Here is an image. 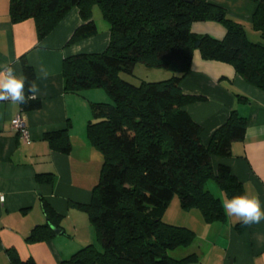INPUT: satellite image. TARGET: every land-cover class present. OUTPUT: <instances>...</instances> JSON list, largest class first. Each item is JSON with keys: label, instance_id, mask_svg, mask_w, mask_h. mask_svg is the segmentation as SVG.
<instances>
[{"label": "trees", "instance_id": "1", "mask_svg": "<svg viewBox=\"0 0 264 264\" xmlns=\"http://www.w3.org/2000/svg\"><path fill=\"white\" fill-rule=\"evenodd\" d=\"M95 6L108 25V44L99 53L66 57L62 73L65 91L98 88L111 99L91 103L86 134L103 162L89 204L78 205L87 213L101 247L86 245L58 264L193 263L194 253L173 258L169 252L190 246L195 233L164 222L163 215L176 197L182 210H198L207 223L225 220L221 198L205 185L213 181L229 199L244 193L229 167L214 165L213 160L229 156L232 144L243 141L246 118L232 109L203 143L202 127L184 110L200 98L183 94L180 81L197 51L204 60L232 65L245 81L264 91V44L251 42L241 24L208 0H10L9 13L13 22L33 18L40 40L77 7L84 23L74 29L69 39L74 43L97 33L92 19ZM201 21L221 23L224 37L193 33L191 25ZM251 26L264 38V0H256ZM21 64L23 76L34 81L24 58ZM137 64L171 76L139 85L124 80L121 74L133 75ZM40 105L36 99L20 108L26 112ZM44 139L52 149L70 150L64 131L47 132ZM44 176L38 177L46 180ZM42 203L47 222L36 226L27 242L49 239L60 226V216ZM6 253L11 264H36L21 260L12 249Z\"/></svg>", "mask_w": 264, "mask_h": 264}, {"label": "crops", "instance_id": "2", "mask_svg": "<svg viewBox=\"0 0 264 264\" xmlns=\"http://www.w3.org/2000/svg\"><path fill=\"white\" fill-rule=\"evenodd\" d=\"M208 1L224 8L229 18L241 24L251 42L264 44V38L251 26L256 0ZM9 5L10 0H0V65L10 63L17 77H24V58L35 74L41 105L22 112L18 104L0 102V264H11L7 249L14 250L21 260L58 264L82 247L98 243L87 213L78 205L89 204L103 162L86 134L92 119L91 103L107 102L108 98L98 88L65 91L62 63L76 54L102 52L108 44L109 30L93 13L97 33L69 43L74 29L84 23L78 8L73 7L53 31L39 40L34 19L11 21ZM190 29L215 39L225 35L224 26L216 21L195 22ZM137 65L142 69V64ZM41 66L49 73L47 79H38ZM155 73L161 75L157 80L171 76L170 72ZM180 88L183 94L200 98L185 105L184 110L202 127L203 143L209 141L232 109L246 118L243 141L233 143L231 154L215 158L213 163L226 164L244 193L258 195L264 209V91L245 81L232 65L204 60L197 51ZM236 93L247 101H237ZM15 116L24 120L28 143L11 127ZM54 131L67 135L68 153L52 149L44 139L45 133ZM222 194L221 201L226 199ZM42 201L60 216V226L54 228L49 239L27 242L31 231L47 222ZM176 205L179 218L185 220L169 224L191 229L195 239L190 246L169 252L170 256L181 258L194 253L197 261L190 264H264V221L237 230L239 222L235 217L226 215L224 221L207 223L198 210L184 211L179 201H173L175 208Z\"/></svg>", "mask_w": 264, "mask_h": 264}, {"label": "clouds", "instance_id": "3", "mask_svg": "<svg viewBox=\"0 0 264 264\" xmlns=\"http://www.w3.org/2000/svg\"><path fill=\"white\" fill-rule=\"evenodd\" d=\"M49 73L42 66L38 79H47ZM40 89L35 81H27L26 77H17L10 63L0 65V102L26 105L38 99ZM227 216L235 217L242 226L259 224L264 221V209L258 195L243 193L221 201Z\"/></svg>", "mask_w": 264, "mask_h": 264}, {"label": "rangeland", "instance_id": "4", "mask_svg": "<svg viewBox=\"0 0 264 264\" xmlns=\"http://www.w3.org/2000/svg\"><path fill=\"white\" fill-rule=\"evenodd\" d=\"M93 13H94V17L97 18V21L102 22V24L104 26L108 27L107 23L102 19L101 13H100L98 7L95 6L93 8ZM138 66L139 65L135 66L133 75L129 76V75H125V74L122 73L121 77L124 80H127L128 82H130L132 84L139 85L141 83V81H155V80L158 81L157 79H160L159 77H161V75L159 76L155 72H164V74H168V71H165V70H162V69H156V70H160V71H154L153 69H147V67H145L144 65H140L142 69H138L139 68ZM139 70H141V71H139ZM100 90H103V89H100ZM107 102H111V99L109 98V96L107 98ZM205 186H206V189L210 190L214 195H216L218 197L221 196L220 194H222V193H220L218 187L216 186V184L213 181L207 182V184ZM222 196H223V194H222ZM173 201L178 204L177 198L174 197V199L171 200V202H170V204H171L170 207L168 208L166 213H164V215H163V221L164 222L169 221V222H166V223H170V222L175 223L174 221H176V222H184V220H185L184 217L179 218V215H178L179 213H177V211H176L178 205H176V208H175V206H173ZM169 217H171V218H169ZM175 217H177V218H175ZM175 219H177V220H175ZM95 246L98 249H100V247H101L99 242L95 243Z\"/></svg>", "mask_w": 264, "mask_h": 264}, {"label": "built area", "instance_id": "5", "mask_svg": "<svg viewBox=\"0 0 264 264\" xmlns=\"http://www.w3.org/2000/svg\"><path fill=\"white\" fill-rule=\"evenodd\" d=\"M11 127L17 132L18 137L25 143L29 142L28 131L21 116H15L10 121Z\"/></svg>", "mask_w": 264, "mask_h": 264}, {"label": "water", "instance_id": "6", "mask_svg": "<svg viewBox=\"0 0 264 264\" xmlns=\"http://www.w3.org/2000/svg\"><path fill=\"white\" fill-rule=\"evenodd\" d=\"M185 1H188V0H185ZM58 230H56V232H57Z\"/></svg>", "mask_w": 264, "mask_h": 264}]
</instances>
